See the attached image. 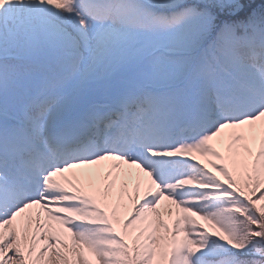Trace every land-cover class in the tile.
<instances>
[{
    "label": "snow or ice",
    "instance_id": "snow-or-ice-1",
    "mask_svg": "<svg viewBox=\"0 0 264 264\" xmlns=\"http://www.w3.org/2000/svg\"><path fill=\"white\" fill-rule=\"evenodd\" d=\"M0 264H264V0H0Z\"/></svg>",
    "mask_w": 264,
    "mask_h": 264
},
{
    "label": "rangeland",
    "instance_id": "rangeland-1",
    "mask_svg": "<svg viewBox=\"0 0 264 264\" xmlns=\"http://www.w3.org/2000/svg\"><path fill=\"white\" fill-rule=\"evenodd\" d=\"M213 143H215V141L213 142ZM196 156H197V159L198 160H201V161H203L204 163H207L208 165H209V161H211L212 160V158L213 157H208V156H200L198 153L197 154H195ZM214 159V158H213ZM132 172H133V177H135V175H136V170L135 169H133L132 170ZM145 179V178H144ZM143 184L141 185V191H143ZM132 190V185H131V183L129 184V191H131ZM128 203V206L130 207V202H127ZM202 223H204L203 221H202Z\"/></svg>",
    "mask_w": 264,
    "mask_h": 264
}]
</instances>
